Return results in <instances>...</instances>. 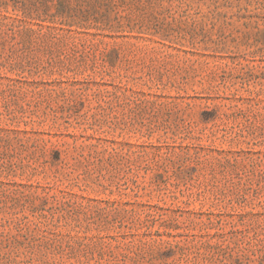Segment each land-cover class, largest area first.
I'll list each match as a JSON object with an SVG mask.
<instances>
[{
    "label": "rangeland",
    "instance_id": "374dc122",
    "mask_svg": "<svg viewBox=\"0 0 264 264\" xmlns=\"http://www.w3.org/2000/svg\"><path fill=\"white\" fill-rule=\"evenodd\" d=\"M0 264H264V0H0Z\"/></svg>",
    "mask_w": 264,
    "mask_h": 264
}]
</instances>
